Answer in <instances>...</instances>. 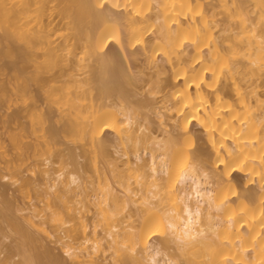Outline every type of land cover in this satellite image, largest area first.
Returning a JSON list of instances; mask_svg holds the SVG:
<instances>
[{"label": "rangeland", "instance_id": "374dc122", "mask_svg": "<svg viewBox=\"0 0 264 264\" xmlns=\"http://www.w3.org/2000/svg\"><path fill=\"white\" fill-rule=\"evenodd\" d=\"M40 1L27 15L29 27L38 20L40 25L52 22L57 35L67 41L64 51L58 49L59 40L48 45L42 39L44 35L38 34L33 44L27 45L14 36L13 30L0 28V264H21L24 259H32V264H76L65 252L66 247L83 248L90 246L89 242L81 245L84 238L101 239L102 228L93 234L92 214L88 213L87 229L84 233L78 229L73 242V225L78 224L72 217L78 215V207L71 202L65 211L55 207L43 214L59 212V220L44 226L28 225V218L43 209L41 201L55 169L63 168L81 186L90 187V183L106 179L115 194L124 198L127 180L123 175L113 180L110 170L115 166L121 170L125 159L109 132L95 141L88 138L87 106L123 107L145 119L154 134L172 128V115L165 111L171 107V73L155 77L139 48L121 50L112 43L104 54L87 62L85 74L79 77L75 54L82 51L93 22L85 18L77 27L73 16L63 12L67 7L77 8L74 0ZM99 11L108 14L105 8ZM119 32L125 39V32ZM8 50L12 53L4 54ZM102 58L107 60L104 68L99 67ZM79 79L86 82L80 85ZM139 154L142 159L138 164L148 172V155L144 150ZM117 212L111 221L115 225L126 222L131 211L120 200ZM130 220L138 225L136 216ZM15 225L27 239L14 230ZM66 229L71 230L70 239L65 237ZM159 240L157 236L152 243ZM107 256L108 252H100L94 264H108ZM118 264L132 263L123 257Z\"/></svg>", "mask_w": 264, "mask_h": 264}, {"label": "bare ground", "instance_id": "6f19581e", "mask_svg": "<svg viewBox=\"0 0 264 264\" xmlns=\"http://www.w3.org/2000/svg\"><path fill=\"white\" fill-rule=\"evenodd\" d=\"M40 2L0 0V28L5 31L13 30L14 36L27 45L33 44L38 34L44 35L42 39L48 45L59 40L58 49L64 51L68 47L67 41L63 35H57L58 31L52 22L40 25L38 20L34 26L29 27L31 20L27 19V15ZM73 4L77 8L67 7L63 12L73 16L77 27L85 18L94 24V28L86 34L82 51L75 54L76 66L81 72L79 77L85 74L87 62L97 54H104L112 43L121 50L123 47L128 50L139 48L150 66L148 70L155 77L171 73L170 0H74ZM101 8H105L108 14H101ZM17 22L22 23L17 25ZM119 31L125 32V39ZM11 53L8 50L4 54ZM159 59L161 64L158 66ZM106 64L107 60L102 58L99 67L104 68ZM147 75L152 76L150 73ZM35 78L38 79V76ZM85 82V79L78 81L80 85ZM168 94L171 107L165 108V111L172 115V84ZM85 109L89 114L85 126L88 128L85 131L88 138L95 141L105 132H109L120 150V156L125 159L121 170L117 166L110 170L115 181L122 175L125 176L127 182L124 198L115 194L106 179L104 182L90 183V187L81 186L75 176L65 174L63 168H58L53 171L41 201L43 209L28 218V225L44 226L59 220V212L52 210L45 217L43 214L55 207H61L65 211L70 202L75 203L78 215L73 216L72 220H76L78 226L73 225V242L76 241L74 234L78 229L83 233L87 229L88 213L92 214L93 234L97 228H102L100 240L83 239L81 245L89 242L90 246L66 247L65 252L76 264H94L100 252H108V264H118L123 257L132 264H176L173 126L171 130L162 128L154 134L145 119L135 116L123 107L117 109L90 104ZM77 114L81 115L82 111L77 109ZM161 116L165 117L163 113ZM161 124H164L163 120ZM98 147L101 149L102 145L99 144ZM140 150L148 155V172L144 165L138 164L142 159ZM130 180L133 182L129 183ZM120 200L131 212L126 222L121 221V224L115 225L111 221L118 214ZM133 216L138 218L136 226L130 220ZM14 230L27 237L18 225L14 226ZM70 231L65 230L67 239L71 238ZM157 236L160 237L159 242L152 243ZM32 263V259L21 262Z\"/></svg>", "mask_w": 264, "mask_h": 264}]
</instances>
